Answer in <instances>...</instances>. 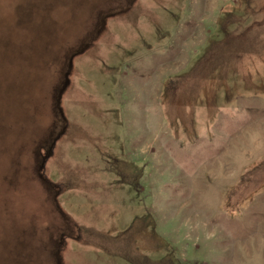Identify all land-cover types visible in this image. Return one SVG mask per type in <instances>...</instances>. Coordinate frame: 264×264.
<instances>
[{
    "label": "rangeland",
    "instance_id": "1",
    "mask_svg": "<svg viewBox=\"0 0 264 264\" xmlns=\"http://www.w3.org/2000/svg\"><path fill=\"white\" fill-rule=\"evenodd\" d=\"M0 96V264H264V0H0Z\"/></svg>",
    "mask_w": 264,
    "mask_h": 264
},
{
    "label": "water",
    "instance_id": "2",
    "mask_svg": "<svg viewBox=\"0 0 264 264\" xmlns=\"http://www.w3.org/2000/svg\"><path fill=\"white\" fill-rule=\"evenodd\" d=\"M21 21H22V18L20 17ZM27 35H28V39L29 41L27 43H25L24 46H22L23 49L25 50H29L30 47H33L35 44H34V40H33V33L31 32H27ZM89 37H92V36H87L86 39H88ZM85 39V40H86ZM84 40V41H85ZM84 41L81 43V44H76L75 46H73L72 48H70L66 54V58H67V71L64 73V80L62 81V79H58V78H52L51 80V84H52V91H51V99H52V104H53V108H54V111L56 113V115H58V117H60L61 121L62 119L65 120V115L63 114V111H62V107H61V97H62V93L63 91L65 90V88L67 87L68 83H69V80H68V77H69V69L72 67V61H73V58L79 54L80 52L83 51V49L87 46V45H84L87 42L84 43ZM85 46V47H84ZM48 48L49 49V52H50V49H51V46L50 45H46L44 47V49ZM43 49V51H44ZM55 55H56V52H55ZM22 56L20 55V52H17V57L14 58L15 61H19ZM19 59V60H18ZM23 60V58H21ZM13 61V62H15ZM47 63L50 64V62L47 61ZM46 63V64H47ZM62 74V68H61V73ZM1 96H0V100H1ZM1 109V108H0ZM60 132L58 134V137L62 135V133H64L65 131V127L62 131V125L60 126ZM54 141V140H53ZM51 140V143L49 145V147H51L53 145V142ZM46 157L43 158V161L42 163L40 164V167H39V171H41L44 167V164L43 162L45 161ZM40 178L45 181V182H48L47 179L43 176V173H40L39 174Z\"/></svg>",
    "mask_w": 264,
    "mask_h": 264
}]
</instances>
